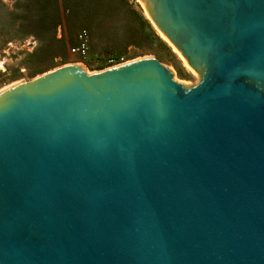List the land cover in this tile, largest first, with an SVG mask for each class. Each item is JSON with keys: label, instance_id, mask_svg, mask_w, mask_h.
I'll return each mask as SVG.
<instances>
[{"label": "water", "instance_id": "obj_1", "mask_svg": "<svg viewBox=\"0 0 264 264\" xmlns=\"http://www.w3.org/2000/svg\"><path fill=\"white\" fill-rule=\"evenodd\" d=\"M192 69H49L0 91V264H264V0H137Z\"/></svg>", "mask_w": 264, "mask_h": 264}, {"label": "rangeland", "instance_id": "obj_2", "mask_svg": "<svg viewBox=\"0 0 264 264\" xmlns=\"http://www.w3.org/2000/svg\"><path fill=\"white\" fill-rule=\"evenodd\" d=\"M55 1L60 6V0ZM71 1L70 14L59 10L60 22L53 34L60 42L50 41L54 50L48 52L52 31L38 35L36 21L44 12L47 26L52 23L54 0H0V91L68 63H78L87 73H93L140 57H155L171 67L182 85L195 83L192 69L153 27L137 0ZM143 19L170 51L146 38ZM82 31L86 32V53H72L70 47L79 43Z\"/></svg>", "mask_w": 264, "mask_h": 264}, {"label": "trees", "instance_id": "obj_3", "mask_svg": "<svg viewBox=\"0 0 264 264\" xmlns=\"http://www.w3.org/2000/svg\"><path fill=\"white\" fill-rule=\"evenodd\" d=\"M37 5H40V2L37 1ZM40 9H43V7H40ZM51 15L52 17V23L50 25L47 26L46 24V14L44 12H41L37 18L36 24L37 26V34L41 35L43 33H47L49 30L51 32L50 35V40H49V47H48V52H52L54 50V46L50 43V41L52 43L55 44V42H60L59 39H56L54 34H53V29L55 28V26L60 22V12L59 10L63 13H66V15L70 14L73 10L72 7V1L71 0H60V6L57 4V1L54 0V2L51 4ZM54 14V15H53ZM143 24L146 27V38L152 42V43H156L157 45H160L166 49H169L168 45L159 37V35L154 31V29L152 28V26L150 25V23L146 20L143 19Z\"/></svg>", "mask_w": 264, "mask_h": 264}, {"label": "built area", "instance_id": "obj_4", "mask_svg": "<svg viewBox=\"0 0 264 264\" xmlns=\"http://www.w3.org/2000/svg\"><path fill=\"white\" fill-rule=\"evenodd\" d=\"M86 32L82 31L78 34V41L79 43L77 45H74L70 47V51L72 53L81 54L84 55L86 53V46H85V40H86ZM112 61V59H111Z\"/></svg>", "mask_w": 264, "mask_h": 264}, {"label": "bare ground", "instance_id": "obj_5", "mask_svg": "<svg viewBox=\"0 0 264 264\" xmlns=\"http://www.w3.org/2000/svg\"><path fill=\"white\" fill-rule=\"evenodd\" d=\"M145 13V12H144ZM146 15V14H145ZM146 17L149 19V17L146 15ZM150 20V19H149ZM158 30V29H157ZM158 32L161 34V32L158 30ZM161 36L165 39V40H167L162 34H161Z\"/></svg>", "mask_w": 264, "mask_h": 264}]
</instances>
